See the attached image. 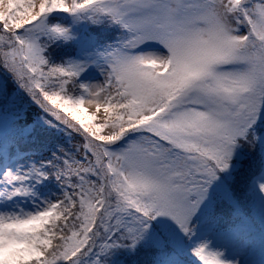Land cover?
<instances>
[{"label": "snow or ice", "instance_id": "snow-or-ice-1", "mask_svg": "<svg viewBox=\"0 0 264 264\" xmlns=\"http://www.w3.org/2000/svg\"><path fill=\"white\" fill-rule=\"evenodd\" d=\"M0 264H264V0H0Z\"/></svg>", "mask_w": 264, "mask_h": 264}, {"label": "rangeland", "instance_id": "rangeland-1", "mask_svg": "<svg viewBox=\"0 0 264 264\" xmlns=\"http://www.w3.org/2000/svg\"><path fill=\"white\" fill-rule=\"evenodd\" d=\"M89 111H90V112H91V111H94V109H89ZM101 113H102V111H101ZM101 113H100V115H102Z\"/></svg>", "mask_w": 264, "mask_h": 264}, {"label": "trees", "instance_id": "trees-1", "mask_svg": "<svg viewBox=\"0 0 264 264\" xmlns=\"http://www.w3.org/2000/svg\"><path fill=\"white\" fill-rule=\"evenodd\" d=\"M102 114V113H101Z\"/></svg>", "mask_w": 264, "mask_h": 264}]
</instances>
